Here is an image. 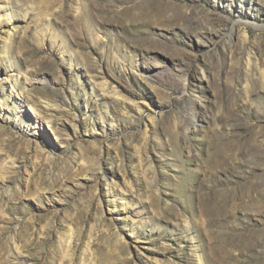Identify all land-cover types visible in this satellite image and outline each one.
Here are the masks:
<instances>
[{"label": "rangeland", "instance_id": "374dc122", "mask_svg": "<svg viewBox=\"0 0 264 264\" xmlns=\"http://www.w3.org/2000/svg\"><path fill=\"white\" fill-rule=\"evenodd\" d=\"M6 46L0 264H264V0H0Z\"/></svg>", "mask_w": 264, "mask_h": 264}, {"label": "bare ground", "instance_id": "6f19581e", "mask_svg": "<svg viewBox=\"0 0 264 264\" xmlns=\"http://www.w3.org/2000/svg\"><path fill=\"white\" fill-rule=\"evenodd\" d=\"M7 14V13H6ZM10 17V16H8ZM7 45V44H6ZM8 47L6 46L5 49L3 50V55L1 56V61L3 62V64L8 67V68H11L14 66V62L11 58V56L9 55V52H8ZM250 59V58H248ZM249 61V60H247ZM7 73V72H6ZM14 73L13 72H10L9 76H8V73H7V79L6 80H9V84L10 85V80H11V77ZM26 78V77H25ZM113 93L115 95H118V96H121L123 98H126L128 100H130L128 97L122 95V92L120 89H117L116 86L113 87ZM1 104V103H0ZM29 104V103H28ZM36 105V104H35ZM56 105V104H55ZM30 110H31V114L28 113V112H23L22 113V119H21V122H25L27 125V127L29 126V129H32L35 131V127L38 126V120H43L44 118L46 119V122L49 121V119L51 118V114H48V113H44L43 115L40 113V110L38 107H35L33 104H29L28 105ZM43 113V112H42ZM48 120V121H47ZM35 128V129H34ZM45 134V132H44ZM125 178V177H124ZM132 188V183L131 181L129 180H125L124 181V187L120 189L119 191V194H120V197H121V200L124 201V205L123 206H127L128 204V200H127V193L130 191V189ZM196 264H206V259L204 257H202L201 253L200 254H197L196 253Z\"/></svg>", "mask_w": 264, "mask_h": 264}]
</instances>
